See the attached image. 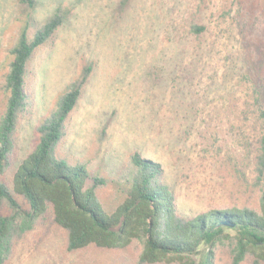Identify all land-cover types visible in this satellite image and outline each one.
<instances>
[{
	"label": "rangeland",
	"instance_id": "rangeland-1",
	"mask_svg": "<svg viewBox=\"0 0 264 264\" xmlns=\"http://www.w3.org/2000/svg\"><path fill=\"white\" fill-rule=\"evenodd\" d=\"M59 1L72 12L29 61L33 113L21 115L0 179L11 189L18 164L38 140L40 121L92 61L58 153L106 178L97 189L105 209L122 200V171L134 151L161 164L162 180L182 214L233 203L257 207L264 176L255 169L260 126L252 103L264 98V0H131L117 18L118 0H37L29 33ZM19 11L18 0H0V117ZM193 23L205 30L194 32ZM142 246L133 239L125 248L90 244L68 250L66 231L49 210L5 264H138ZM209 248L201 249V261ZM210 249L213 264H231L229 240ZM239 264H252V256Z\"/></svg>",
	"mask_w": 264,
	"mask_h": 264
},
{
	"label": "trees",
	"instance_id": "trees-1",
	"mask_svg": "<svg viewBox=\"0 0 264 264\" xmlns=\"http://www.w3.org/2000/svg\"><path fill=\"white\" fill-rule=\"evenodd\" d=\"M130 3L131 0H118L114 16H122ZM18 4L20 32L9 49L10 63L4 82L6 101L0 117V175L9 165L13 135L21 115L33 113L31 96L26 89L29 61L38 47L51 41L72 12L70 4L59 1L29 33L37 0H18ZM205 27L192 24L196 33ZM175 39L172 37V41ZM92 70L93 62L86 61L79 75L58 97L56 107L40 121L38 140L18 164L11 189L0 179V264H5L19 240L39 219L45 218L49 210L53 221L66 231L68 250L90 244L125 248L133 239H139L143 246L138 264L174 259L184 264H213L210 248L229 240L231 264H239L247 254L252 256V264H264V198L257 207L233 203L182 214L177 209L173 191L162 180L161 164L138 151L130 155L122 171V200L110 211L102 206L97 189L107 182L106 178L92 172L82 161L58 153L65 122ZM252 104L257 107L254 120L260 126L255 169L262 177L264 98L257 96ZM5 206L7 212H3ZM204 246L210 248L201 261Z\"/></svg>",
	"mask_w": 264,
	"mask_h": 264
}]
</instances>
